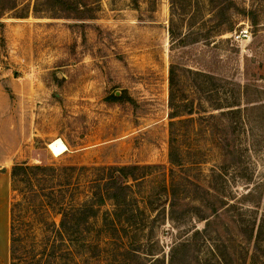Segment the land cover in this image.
I'll list each match as a JSON object with an SVG mask.
<instances>
[{"label":"rangeland","instance_id":"obj_1","mask_svg":"<svg viewBox=\"0 0 264 264\" xmlns=\"http://www.w3.org/2000/svg\"><path fill=\"white\" fill-rule=\"evenodd\" d=\"M17 1L0 28V81L13 92L0 84V264L10 204L21 264L53 240L54 259L39 264H264V0H86L96 19L74 28ZM170 63L194 106L176 126L182 167L167 158ZM116 90L134 101H108ZM225 106L240 110L220 114ZM56 138L67 146L59 155L48 147ZM16 161L74 166L59 172L66 208L89 201L103 167H161L135 187L136 225L106 200L60 239L54 207L10 190Z\"/></svg>","mask_w":264,"mask_h":264},{"label":"trees","instance_id":"obj_2","mask_svg":"<svg viewBox=\"0 0 264 264\" xmlns=\"http://www.w3.org/2000/svg\"><path fill=\"white\" fill-rule=\"evenodd\" d=\"M171 7L177 6L179 0H169ZM135 7H138V0H131ZM18 8L17 0H0V28L4 25L2 16L7 11ZM31 11L33 14L48 13L54 18H63L69 21L71 28L84 27L86 24L93 23L96 19L94 7L87 3L86 0H34ZM19 14L18 17H23ZM172 33V25L169 27ZM168 162L172 167L184 166V154L181 150L177 139L176 126L185 120L183 115L190 116L194 111L193 101L184 100L182 90L177 86V73L174 64L168 66ZM2 87L7 92L9 98L12 99L13 92L9 85L3 80L0 81ZM122 95V94H121ZM108 101H129L133 102V98L127 94L116 96L111 93L107 96ZM217 106L215 108H223ZM226 110H222L220 114L232 113L240 109L225 106ZM237 109V110H235ZM213 116V114H211ZM74 166H54L51 164H29L26 161L14 162L9 171L10 190L18 191L35 209L44 203L50 204L60 214L59 227L55 234L62 239L66 233L67 237L80 233L85 227L88 219L95 216L98 208L103 205L106 200H110L114 206L116 219L128 225H136L140 221L141 211L138 209L136 198L134 196L135 187L139 188L143 179L152 169L160 168V164H138L128 163L119 166L111 165L101 169L95 174L94 179L90 182L89 201H82L81 204L74 207L66 208L58 202L56 192H61L63 186H60V171L72 169ZM50 199H54L52 203ZM13 205L9 207V264H21L17 256V246L12 224ZM62 237V238H61ZM55 238V236H54ZM62 241V240H60ZM55 241L48 244V253H40L35 264H39L41 258L44 261L54 259Z\"/></svg>","mask_w":264,"mask_h":264},{"label":"bare ground","instance_id":"obj_3","mask_svg":"<svg viewBox=\"0 0 264 264\" xmlns=\"http://www.w3.org/2000/svg\"><path fill=\"white\" fill-rule=\"evenodd\" d=\"M48 147L54 155H59V154L65 152L67 149L66 144L60 138H56V139L51 140L48 143Z\"/></svg>","mask_w":264,"mask_h":264},{"label":"crops","instance_id":"obj_4","mask_svg":"<svg viewBox=\"0 0 264 264\" xmlns=\"http://www.w3.org/2000/svg\"><path fill=\"white\" fill-rule=\"evenodd\" d=\"M1 84V83H0ZM2 87V85H1ZM1 183V182H0ZM1 193V192H0ZM1 199H3V195L0 196ZM5 212L1 209L0 206V232L2 233L3 225H2V215L4 216ZM9 227V224H8ZM8 241H9V232H8ZM0 242H2L1 236H0Z\"/></svg>","mask_w":264,"mask_h":264},{"label":"water","instance_id":"obj_5","mask_svg":"<svg viewBox=\"0 0 264 264\" xmlns=\"http://www.w3.org/2000/svg\"><path fill=\"white\" fill-rule=\"evenodd\" d=\"M114 94H115L116 96H119V95H120V91L116 90V91L114 92Z\"/></svg>","mask_w":264,"mask_h":264}]
</instances>
